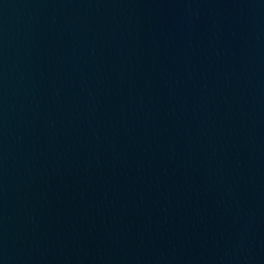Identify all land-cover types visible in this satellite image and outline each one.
Listing matches in <instances>:
<instances>
[{
  "label": "water",
  "instance_id": "obj_1",
  "mask_svg": "<svg viewBox=\"0 0 264 264\" xmlns=\"http://www.w3.org/2000/svg\"><path fill=\"white\" fill-rule=\"evenodd\" d=\"M0 264H264V0H0Z\"/></svg>",
  "mask_w": 264,
  "mask_h": 264
}]
</instances>
